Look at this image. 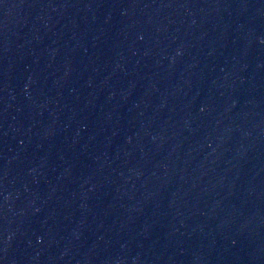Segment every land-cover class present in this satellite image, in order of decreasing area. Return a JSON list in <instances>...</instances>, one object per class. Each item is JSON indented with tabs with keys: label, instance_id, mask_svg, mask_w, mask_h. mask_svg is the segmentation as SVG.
<instances>
[{
	"label": "water",
	"instance_id": "95a60500",
	"mask_svg": "<svg viewBox=\"0 0 264 264\" xmlns=\"http://www.w3.org/2000/svg\"><path fill=\"white\" fill-rule=\"evenodd\" d=\"M0 264H264V0H0Z\"/></svg>",
	"mask_w": 264,
	"mask_h": 264
}]
</instances>
